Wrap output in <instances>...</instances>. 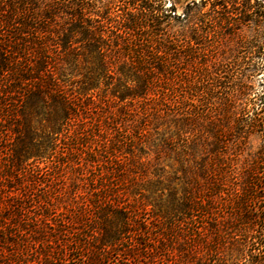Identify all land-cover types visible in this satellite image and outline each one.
Wrapping results in <instances>:
<instances>
[{"label":"trees","instance_id":"trees-1","mask_svg":"<svg viewBox=\"0 0 264 264\" xmlns=\"http://www.w3.org/2000/svg\"><path fill=\"white\" fill-rule=\"evenodd\" d=\"M10 4L0 264H264L258 66L234 59L218 75L200 61L221 10L203 35L191 7L179 16L165 0ZM235 15L226 26L264 18Z\"/></svg>","mask_w":264,"mask_h":264},{"label":"rangeland","instance_id":"rangeland-1","mask_svg":"<svg viewBox=\"0 0 264 264\" xmlns=\"http://www.w3.org/2000/svg\"><path fill=\"white\" fill-rule=\"evenodd\" d=\"M102 1L108 2L111 0ZM0 3L7 12L10 11V0H0ZM213 5L217 10H221V12L213 14L218 19L219 24L214 27V30L210 31L211 42L203 38L199 44L200 61L203 68L207 64H210L209 60H212L211 62L216 63L213 70L216 74L221 75L222 65L228 62L231 64L236 59L242 61V66H247L251 63L255 64L258 66V71L252 77V86L255 92L253 97L259 98L260 104L262 101L264 102V53L262 54L257 51L254 54H250L249 44L255 43L256 45H260L263 43L261 35L264 30V18L260 19L261 22L259 21L258 25L252 23L250 27L240 23L226 26L225 23L228 22V19H226L228 18V14L233 16L232 22L242 21L236 18L235 14L242 12L246 6H252L257 14L264 15V0H250V4L248 0H165V7L173 6L176 15L179 16H183L186 10H189V7H191L192 12L189 10L191 18L195 19L198 25H200V33L203 35L205 34V21ZM227 8L231 13H227ZM0 31L5 35V38H9V35L13 32L11 26L2 27ZM219 69L221 70L219 71ZM206 73V70L203 69V74L206 75ZM216 74L215 76H218ZM263 143L258 134L251 135L249 139V144L255 150ZM59 184L61 185V182ZM65 185L68 186V183Z\"/></svg>","mask_w":264,"mask_h":264}]
</instances>
